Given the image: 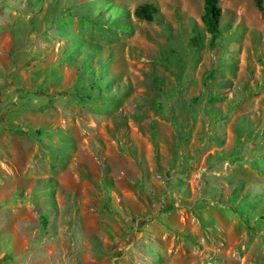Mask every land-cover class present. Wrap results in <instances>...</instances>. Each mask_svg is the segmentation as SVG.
<instances>
[{
    "label": "rangeland",
    "instance_id": "rangeland-1",
    "mask_svg": "<svg viewBox=\"0 0 264 264\" xmlns=\"http://www.w3.org/2000/svg\"><path fill=\"white\" fill-rule=\"evenodd\" d=\"M0 3L17 85L61 72L0 129V264H264V0H219L214 45L203 0Z\"/></svg>",
    "mask_w": 264,
    "mask_h": 264
},
{
    "label": "crops",
    "instance_id": "crops-1",
    "mask_svg": "<svg viewBox=\"0 0 264 264\" xmlns=\"http://www.w3.org/2000/svg\"><path fill=\"white\" fill-rule=\"evenodd\" d=\"M9 9H10L9 6H7V5L2 6L0 3V52L2 53L3 47H5L4 45H6V53H7V57H8V66L5 67V71H3V70L1 71V69H0V129L5 128L8 130L13 129V128H20V127L23 128V120L19 117H16V114H14V113H15V109L17 107L20 108V110L22 108H24V110H27L25 105L23 106V105L17 104L16 98H17L18 94L16 91L18 90V91H29V92H31L41 83L40 79H42L43 77H46L47 75L49 76V73L54 71L56 73L55 75L61 74V72L58 71L57 65L54 67H46L45 70H43V72H45V74L47 73L45 76H39V73H37L35 75L33 74V77L31 75V77H30L31 85L30 84L27 86H23L20 84L17 85V76L18 75H14V74L10 75V73H11V71L15 72L16 68L19 66L14 62V60H15L14 56L16 55V52H15L16 49L15 48H17V44H18L17 43L18 38L16 35V31L18 30L19 26H18V20H16L15 17L12 18V17L8 16L9 19L2 18V12L6 13V11H9ZM31 61L37 62L36 59H33ZM24 66H27L26 69H28V67H29V65H24ZM23 70H25V69L22 68L21 70H18V71L21 72ZM32 72H33V70L31 71V74H32ZM55 78L53 81L51 80L53 83L52 89L57 90V89H59L58 88L59 85H57V84H59V82H61V80H60L59 76L58 77L56 76ZM43 95H45V94H43ZM6 113L12 114V115L7 119L6 116L5 117L3 116ZM10 132L15 133L14 131H10ZM26 173H27V171L26 172L24 171L23 178L32 177L31 173H29V174L28 173L26 174ZM16 177L17 176L14 175V179H16ZM24 182H26V179ZM25 185L26 184H24L23 186H25ZM15 189H16V186L14 187L13 191ZM10 192H12V191L10 190ZM31 192H33V185H31L29 187L28 193L31 194ZM30 194H28V195H30ZM23 198L26 199L27 197L24 196ZM23 198H21V199L24 200ZM17 206H20V205L16 204V207Z\"/></svg>",
    "mask_w": 264,
    "mask_h": 264
},
{
    "label": "trees",
    "instance_id": "trees-1",
    "mask_svg": "<svg viewBox=\"0 0 264 264\" xmlns=\"http://www.w3.org/2000/svg\"><path fill=\"white\" fill-rule=\"evenodd\" d=\"M253 1H254V5H255L257 11L262 12L263 11V0H253ZM221 12L222 11H221V7L219 5V0H203V12L200 16V19H201L203 26L205 27L206 32L210 35V44L211 45H214V43H215V41H216V39L220 33L219 25H220ZM133 13L139 19H142L145 21H153V20H155L156 15L158 14V8L156 7V5H154L152 3L145 2V3L138 4L134 8ZM190 40H191L192 45L197 48L200 46V43L202 41L201 35L199 33H196L191 37ZM72 49L73 48L69 47V48H67V51H71ZM87 69L88 68H87L86 64H83L81 66H76V68H75V70L78 73H82V72L84 73L87 71ZM88 73L91 74L92 72L89 71ZM55 77H56V75L50 76V73H49V76L47 75L44 80L48 79L50 81V84L44 85V84H42L43 82H41L39 87H37V90L32 91V94L43 93L45 95H50L48 92V89L52 87V85H53L52 81L54 80ZM100 78H101V69L99 68L98 71L95 72L94 82L87 81V83L84 85L83 84L82 85L76 84V85H74V87L72 88L70 93H72V95H74V97H77L78 99H80V97H82L81 95L86 92L84 97L90 98V94H88L87 92L94 90V87H96L99 84ZM42 86H44V87H42ZM57 93L58 92H56V94ZM60 93L65 94L66 92H60ZM209 97H211V96H209ZM17 129H18V131H20V128H17ZM41 218L43 221L42 223L44 225H46L47 224L46 215L42 214Z\"/></svg>",
    "mask_w": 264,
    "mask_h": 264
}]
</instances>
